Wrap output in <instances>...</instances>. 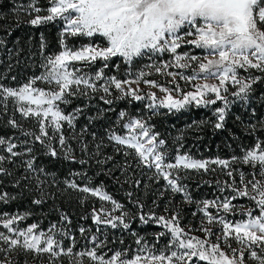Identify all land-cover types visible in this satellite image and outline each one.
<instances>
[{"label":"snow or ice","instance_id":"snow-or-ice-1","mask_svg":"<svg viewBox=\"0 0 264 264\" xmlns=\"http://www.w3.org/2000/svg\"><path fill=\"white\" fill-rule=\"evenodd\" d=\"M0 64V264H264V0H0ZM190 107L240 152L151 123Z\"/></svg>","mask_w":264,"mask_h":264},{"label":"trees","instance_id":"trees-1","mask_svg":"<svg viewBox=\"0 0 264 264\" xmlns=\"http://www.w3.org/2000/svg\"><path fill=\"white\" fill-rule=\"evenodd\" d=\"M57 28L58 25H49L46 28L40 29V31H44L49 36H53L55 35ZM24 31L35 32V30L31 29H26ZM24 31H18L15 35L23 36ZM81 42H86V40L83 38H77L71 41V43L77 44ZM33 71L38 70L36 68L25 69L22 67H15L11 72H9L6 65L0 64V73L6 72L8 73L9 77L12 75L17 76V81H11L10 79L5 81L6 83H9L13 86H15L18 82H23L29 75H31ZM255 87L257 88V94L260 91H264V86L262 85H256ZM253 103L256 104L257 101L254 100ZM72 106H75V104ZM117 107L124 108L126 105L124 102H120ZM142 107V104L136 103L135 105L131 106V109L134 111L135 109ZM234 110L238 111V109ZM207 115H209L208 110L203 108L190 107L188 109H182L179 112H176L175 110L168 112L167 109H159L158 114L152 116L151 123L155 125L156 131H159L162 135H164L165 138L169 140V143H172L176 136L183 134L184 139L182 143L184 144V148L182 151H190V153L196 158L208 159L215 158L216 156L228 158L234 153L238 154L240 152V148L237 147V145L241 143L239 140L232 142L227 138L226 133L213 135L210 131L198 132L195 130V127H188L189 125L193 124V121H199L205 118ZM114 116L115 114L113 113V118ZM83 123H85V121L83 118H81L80 124ZM229 127H232L231 122H229ZM198 137L200 138L198 139ZM245 143L250 144L251 142L245 141ZM229 144H231V147L228 146ZM102 180L106 181V178L104 176L97 177V183ZM9 190L14 191L12 189ZM108 190L116 194L118 199L121 198L122 195L118 192H115L111 184H108ZM95 203H97V201H95ZM7 206L10 210H17V208H19L20 211H24L29 207V204L27 199H21L19 201H14ZM44 211H47V208H45ZM73 211L79 210L73 209Z\"/></svg>","mask_w":264,"mask_h":264},{"label":"rangeland","instance_id":"rangeland-1","mask_svg":"<svg viewBox=\"0 0 264 264\" xmlns=\"http://www.w3.org/2000/svg\"><path fill=\"white\" fill-rule=\"evenodd\" d=\"M151 79H156V80H159V81H161L162 83L164 82L163 81V79L161 78V77H159V76H157V75H153V76H151L150 77ZM262 86H264V85H262ZM72 107H74V106H72ZM70 110V109H69ZM112 116H113V114H112ZM209 159V158H208ZM198 179V177H196V176H194L193 177V180H192V182H191V184H190V187H192V190H193V194H194V196L197 198V199H201V198H205V197H207V198H211L212 196H213V194H214V189L213 188H210V187H208V186H204V187H201V188H199V189H196L195 187H194V185H195V181ZM204 179H206V180H211V179H213V176H211V175H208V176H205L204 177ZM221 179H223V177H221ZM98 181H97V179H96V183H97ZM119 194H121V195H123L122 193H119ZM114 195H116V194H114ZM116 197H117V195H116ZM122 197V196H121ZM118 198V197H117ZM177 199H179V197H177ZM97 201V205L99 204V201L98 200H96ZM191 208L189 207L188 209H187V211L185 212V218H184V220H183V223L184 224H189V223H192V224H195V223H197V221H195L193 218H192V216L190 215V212H191ZM0 211H9V212H11V211H15V210H10L9 209V207L7 206V205H0ZM34 219H29L26 223H32L35 219H37V218H35V217H33ZM54 218V217H53ZM47 222H45V224H46ZM87 223H89L90 224V222H87ZM134 227H135V225H134ZM157 230H159V229H156V228H154V227H152V228H149L148 229V231L149 232H151V231H157ZM114 233H115V235H117V236H119L120 235V232L118 231V230H112ZM199 233H197V235H198ZM125 235V239H126V243H130L131 242V239H130V237H128L127 236V234H124ZM118 246V245H117Z\"/></svg>","mask_w":264,"mask_h":264}]
</instances>
